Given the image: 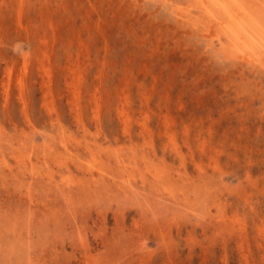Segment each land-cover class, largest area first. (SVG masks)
<instances>
[{"label":"rangeland","instance_id":"1","mask_svg":"<svg viewBox=\"0 0 264 264\" xmlns=\"http://www.w3.org/2000/svg\"><path fill=\"white\" fill-rule=\"evenodd\" d=\"M201 12L0 0V264H264V46Z\"/></svg>","mask_w":264,"mask_h":264},{"label":"bare ground","instance_id":"2","mask_svg":"<svg viewBox=\"0 0 264 264\" xmlns=\"http://www.w3.org/2000/svg\"><path fill=\"white\" fill-rule=\"evenodd\" d=\"M196 1L199 4L200 9H202L208 18L216 23V25H214L220 27L225 33L227 42L229 43L228 46L231 44L238 52L246 54H253L257 49L264 46V6L260 1ZM208 29L210 28L208 27Z\"/></svg>","mask_w":264,"mask_h":264}]
</instances>
